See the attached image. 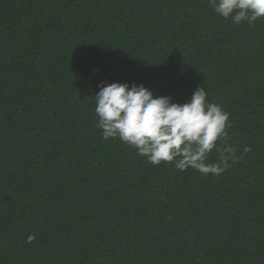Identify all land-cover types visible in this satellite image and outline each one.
Wrapping results in <instances>:
<instances>
[{
  "label": "trees",
  "instance_id": "1",
  "mask_svg": "<svg viewBox=\"0 0 264 264\" xmlns=\"http://www.w3.org/2000/svg\"><path fill=\"white\" fill-rule=\"evenodd\" d=\"M101 82L179 103L204 86L230 113L228 145L250 151L216 177L153 165L103 139ZM0 264H264V17L236 24L209 0H0Z\"/></svg>",
  "mask_w": 264,
  "mask_h": 264
},
{
  "label": "clouds",
  "instance_id": "2",
  "mask_svg": "<svg viewBox=\"0 0 264 264\" xmlns=\"http://www.w3.org/2000/svg\"><path fill=\"white\" fill-rule=\"evenodd\" d=\"M209 3L216 13L224 19L231 17L236 24L246 22L251 26L264 17V0ZM94 96L96 126L102 130L103 139H120L153 165L166 162L180 171L192 168L216 177L250 151L245 146L237 155L228 145L230 113L207 100L204 86L195 89L184 103L174 102L170 96H154L143 83L136 82H101ZM213 149L219 154V161L207 163ZM34 238L30 234L28 242Z\"/></svg>",
  "mask_w": 264,
  "mask_h": 264
}]
</instances>
